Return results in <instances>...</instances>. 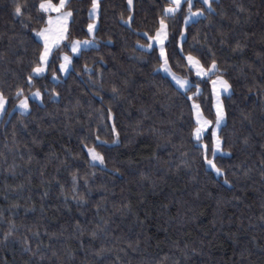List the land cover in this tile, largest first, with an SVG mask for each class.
Returning <instances> with one entry per match:
<instances>
[{
	"label": "trees",
	"instance_id": "1",
	"mask_svg": "<svg viewBox=\"0 0 264 264\" xmlns=\"http://www.w3.org/2000/svg\"><path fill=\"white\" fill-rule=\"evenodd\" d=\"M18 2L23 17L13 0H0V89L9 98L0 119V264H264V0H213L215 12L185 35V52L194 46L206 65L216 59L232 85L223 154L214 159L220 175L202 158L201 144L212 157L210 129L202 141L193 135V103L209 120L215 112L211 83L179 52L183 17L171 22L166 47L190 91L157 71L156 46L137 44L148 42L143 33L153 34L167 0H133L131 10L127 0H100L95 46L72 57L66 76L56 59L31 90L24 76L39 47L32 29L43 22L39 0ZM202 6L194 0V10ZM69 7L70 39H88L91 0ZM130 13L128 26L121 15ZM17 85L29 96L44 92L23 115L12 110Z\"/></svg>",
	"mask_w": 264,
	"mask_h": 264
},
{
	"label": "snow or ice",
	"instance_id": "2",
	"mask_svg": "<svg viewBox=\"0 0 264 264\" xmlns=\"http://www.w3.org/2000/svg\"><path fill=\"white\" fill-rule=\"evenodd\" d=\"M202 7H196L194 10V0H167L166 5L162 8L160 15L157 17L156 26L153 28V34L149 35L148 32H144L143 35L147 38V43L137 44L142 50H152L155 51L154 45L159 46V55L157 59L160 61L159 68L157 71L162 70L172 77L177 85L184 92L191 90V82L187 78H178L177 75L172 71V65L169 62V55L167 52L166 42L168 45L172 43L169 39L171 33V22L175 21L177 15L180 14L183 17V28L179 32V52L182 54V59L186 62L185 67L195 70V75L197 77H206L211 83V91L216 97L215 105V120H209L203 116L200 109V105L193 103L192 107L196 110L195 113V128L193 130V135L197 141H202L203 133L207 131L209 126L214 125V131L211 133L214 138V143L212 146L211 155L213 159L208 158V145L201 144L202 148V158L215 169L218 175L222 174L221 169L217 167L214 162L217 152H222L223 141L221 137L217 134L221 122L225 120L226 112L223 107V103L220 99L222 92H228L232 85L224 78L221 74L222 70L218 66L216 59L212 58L209 60L207 65L202 62L199 55H194L193 50L185 52L184 42L185 35L187 33L190 23H198L200 18L207 19L209 13L215 12L213 7V0H200ZM70 0H58V3H54L53 0H39L38 11L41 13L40 20L43 22V26L40 28H33L32 31L37 38V43L39 47L37 49L36 58L30 61L29 71L24 76V85L27 86L29 90L35 88L34 78H43L45 74L49 71L51 64L56 60L60 59L62 62L58 65V70L60 72L67 73L69 71V66L72 64V57L63 54L62 56H53V50L56 49L60 51V45L63 41H68V47L73 53H80L82 48H87L96 44L95 30L96 21L99 20L100 13V0H91V8L88 12V16L93 20V23H89L87 26L88 33L91 34V39L85 40H72L70 39L69 22L74 16L73 10L69 7ZM129 9L131 10L133 5V0H127ZM26 5L18 2V0H13V12L17 17H23L25 14ZM52 13L56 15L53 16ZM46 17V19H45ZM121 20L124 24L131 26L133 21V15L130 13L127 18L121 15ZM28 27L27 24L24 25ZM214 56V54H213ZM87 68V66H85ZM214 77V78H213ZM52 79L58 80L59 77L56 75L55 70L52 72ZM17 85L15 89V97L18 99V104L13 107V111L19 110L21 115L30 111L29 100L30 98H39L43 100L44 92L40 88H36L35 91L31 92V95L25 94V86ZM197 91L194 95H199V86L196 85ZM117 89L113 88V92ZM56 97H59L60 93L53 91L50 93ZM101 99H103L101 97ZM191 99V97H189ZM9 104V98L5 95L3 89H0V117H2L7 109L6 106ZM111 112V109H109ZM112 129L115 130V123L111 125ZM118 137V133H117ZM99 139V136L96 137ZM118 142V139L117 141ZM87 154L91 158V162H99L101 165L104 164V156L96 150L95 146L88 147ZM225 183H228L225 180ZM74 188H75V177H74ZM76 198L75 196L73 197ZM83 200V197H80ZM12 233H6L4 235V240L8 239V236ZM95 235V234H93ZM26 249L30 250L28 242L25 241Z\"/></svg>",
	"mask_w": 264,
	"mask_h": 264
},
{
	"label": "rangeland",
	"instance_id": "3",
	"mask_svg": "<svg viewBox=\"0 0 264 264\" xmlns=\"http://www.w3.org/2000/svg\"><path fill=\"white\" fill-rule=\"evenodd\" d=\"M52 15L53 16H55L56 14L55 13H52ZM70 23V22H69ZM91 23H93V20L91 21ZM97 27H98V21H96V30H97ZM96 30H95V33H96ZM92 38V36H91V34L89 33V38L88 39H91ZM66 42V40L65 41H63L62 43H61V45H60V47H62L63 45H64V43ZM93 46H95V45H93ZM154 46H156L158 49H159V46L158 45H154ZM90 47H92V46H90ZM90 47H87V48H82V49H88V48H90ZM81 49V50H82ZM56 49H54L53 50V52L55 51ZM63 54H67V55H69V56H71V57H73V56H75V55H77L78 53H73L71 50H70V47H69V52H63L62 54H61V56L63 55ZM61 62H62V60H61ZM60 62V63H61ZM70 68H71V65L69 66V71H70ZM193 71H194V73H195V70L194 69H192ZM69 71L67 72V73H64V72H62V76H66L68 73H69ZM161 72L163 73V74H165L166 76H168L170 79H171V81L174 83V85H176V87L177 88H179L180 90H182V91H184L183 89H181L180 87H179V85H177L176 84V82L172 79V77L170 76V75H168L167 73H165V72H163L162 70H161ZM177 77L178 78H182V77H179L178 75H177ZM202 78V77H201ZM203 78H205V77H203ZM231 92H232V89H230L228 92H222L221 93V97H220V99H221V101H222V103H223V107H224V109H225V106H224V97L225 96H228V95H230L231 94ZM211 93H212V91H211ZM30 99H33V100H36V101H38V102H41V100L39 99V98H30ZM197 104V103H196ZM215 105H216V97H215V95L212 93V108H213V111L215 112ZM200 109H201V106H200ZM19 111V110H18ZM193 111H194V116H195V113H196V110L193 108ZM202 111V110H201ZM27 113V112H26ZM203 113V112H202ZM203 116L205 117V118H207L204 114H203ZM2 117H0V119H1ZM208 119V118H207ZM225 122H226V117H225V120L224 121H222L221 122V125H220V128H219V130H217V134L219 135V132H220V130H221V128H222V126L225 124ZM210 129V131H211V133L214 131V125L213 126H209V128L207 129V131ZM207 131H205L204 133H206ZM204 133H203V135H204ZM212 143H214V138L212 137ZM223 154V151L222 152H217V154L216 155H222ZM90 157V156H89ZM209 159H213V157H208ZM90 161H91V158H90ZM92 164H95V165H100V166H103V165H101L98 161L97 162H91ZM206 164H207V167L209 168V169H211V170H213L215 173H216V171H215V169H213L207 162H206ZM216 175H218L217 173H216Z\"/></svg>",
	"mask_w": 264,
	"mask_h": 264
},
{
	"label": "crops",
	"instance_id": "4",
	"mask_svg": "<svg viewBox=\"0 0 264 264\" xmlns=\"http://www.w3.org/2000/svg\"><path fill=\"white\" fill-rule=\"evenodd\" d=\"M82 50H83V49H82ZM82 50H81V51H82ZM81 51H80V52H81ZM78 54H79V53H78ZM78 54H77V55H78ZM70 69H71V68H70ZM61 75H63L62 72H61Z\"/></svg>",
	"mask_w": 264,
	"mask_h": 264
}]
</instances>
